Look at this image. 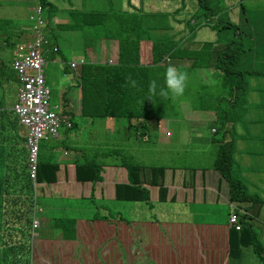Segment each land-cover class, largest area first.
<instances>
[{
    "label": "crops",
    "instance_id": "0c3cea01",
    "mask_svg": "<svg viewBox=\"0 0 264 264\" xmlns=\"http://www.w3.org/2000/svg\"><path fill=\"white\" fill-rule=\"evenodd\" d=\"M47 1L65 11V15L60 14L62 10L54 14L45 28V33L50 30L58 37L65 36L64 41L60 39L64 45L57 46L52 43L53 45L44 49L46 61L49 58V61L58 62L55 66L48 65L50 71L46 74V81L50 95L54 93L53 110L57 113V110L62 107L63 120L71 124L70 127L62 125V128L77 127L74 122L75 115H80L83 120H91L93 126L91 130L101 126L104 129L105 139L113 140L114 124L111 127L104 124L95 127V122L100 118H91L83 114L81 80L78 77L80 67L72 69L74 71L72 77L67 67H69L68 62L76 61L75 58L79 56L87 59L92 65L100 67L120 64L121 69L115 73L117 80L111 82L112 89L115 91V84H118L122 91L132 94L134 101L128 105L135 104L142 107L150 104L147 110L151 113L157 116L159 113L170 115L159 120L139 118V120L143 119L140 123L143 129L147 130L141 132L139 139L142 143H146L147 148L163 153V161L159 165L145 164L133 157L129 149L123 150L129 155L126 158H131L140 165L165 169L163 183L167 189L166 201H158L157 187L146 185L150 192V202L139 204L151 205L152 208V204H159L162 205L159 209L163 208L162 211L165 214H168L167 208L179 210L181 216L195 217L196 221L173 219L166 222L155 217L133 220L125 217L120 211L112 213L106 207L105 213L95 211L90 217L68 213L58 215L55 209L59 208V205L66 209L69 207L60 203L57 196L74 194L78 190L80 198L100 199L101 204H96L98 209L111 203L107 201L108 199L118 201L115 199V186L127 184V171L122 166L125 158L121 161L115 160L118 164H101L100 181L78 182L76 180V165L85 161L98 160L94 150L102 149L103 146L101 140H97L98 137L94 134H91V143L86 141L90 135L85 130V134L82 133L80 136L66 137V141L75 147V155L72 158L64 160L62 157H52L48 160L59 167L57 181L39 185L37 187L41 188H36L38 190L35 191L36 196L39 197L38 201L41 202L39 208L42 211L38 218L42 224L45 225L44 223L48 221L47 226H50V219L55 218L60 219L61 224L67 229L63 221H74L76 241L65 242L63 229L50 227L47 232L40 234L45 237L43 238L45 240L39 241L40 236L35 240L31 261L34 259L38 264H98L100 262L228 264V218L234 212H237L239 216L247 217L244 219L252 224L256 232L259 226L261 227V235L257 233L264 243V196L260 194L261 187L264 186V104L258 103L259 94L263 92H255L258 90V82L251 79L252 88L247 101H240L232 107H227L228 111H233V114L244 115L242 119L244 126L239 125V133L234 138L231 134H235V124L232 128L231 121H227L218 123L216 127V121L212 120L215 114L219 113L216 105L221 107V102L223 103L224 100L220 102L218 99H213L211 104L206 105H201L198 101L203 97L212 96L211 92H214L216 88L218 90L226 82L217 71L218 51L227 47V44L222 45V40L223 43L229 44L232 39H235L236 42L244 45V42L247 43L244 40L250 36L251 45H244V48L249 49V57L253 60L259 59L261 46L252 33L256 26L248 24L246 13L249 15L257 13L258 17H264V0H256L262 3L261 7L250 8L244 5L247 0H221L219 3L224 4L226 8L212 11H208L197 0ZM208 4L211 7L210 0ZM114 5L116 7H113ZM86 6L89 8L88 11L85 10ZM82 17L88 18L89 22L85 23ZM94 17L100 21L94 23ZM47 19H49L48 16L45 21ZM71 22L81 27L83 32L90 33L83 45H68L69 36L66 33ZM248 25L249 28H247ZM97 26H104L107 29L118 27L116 34L123 37L98 33L95 30ZM246 28L250 34L246 33L240 41L242 29ZM231 33L234 34V38L230 36ZM30 37H33V32ZM28 40L29 37L22 36V42ZM119 40L124 45H119ZM63 52L73 54V57L69 60L63 56L62 58L54 57V54L62 55ZM12 61L13 59L6 63L0 58V187L2 190L0 198L11 204L22 201L28 207L29 184L25 178V169L28 166L27 133L12 110L14 104L18 102L16 89L19 88L17 75L11 66ZM169 64L186 71L189 76L182 97L189 98L190 101L180 102L182 108H178V100L181 97L166 100L159 95L150 97V82L153 80L156 83L164 82V72ZM198 72H201V75ZM129 75L137 81L135 88L127 83ZM64 84L68 86L64 88ZM195 87L206 93L200 94V91H194ZM261 89L264 90L263 87ZM174 108L177 110H172ZM183 113L197 115L199 119L205 118L211 121L197 123V121L182 118L183 121L179 122L171 116L175 115L179 118L177 115ZM165 119L170 122L165 124ZM15 122V129H9V135L6 136L3 129ZM123 127L126 128V126ZM244 128L250 133L247 138L243 134ZM204 129L207 130L206 133L203 132ZM166 133L169 136H166ZM154 136H157L156 141L152 143ZM58 138L59 134L57 138H49L42 142ZM174 141H177L178 145L185 146V149L172 151ZM229 142L233 144L234 153L240 152L238 163H236L238 172L234 173L233 177L244 184L249 195L259 197L263 202L261 206L252 207L246 202L230 201L227 182L213 169L219 147ZM113 144L111 143L112 146ZM16 148L20 149L18 154L21 156L12 164L6 151ZM41 149L40 146V151ZM167 149L169 151L164 152ZM64 155L68 156L69 153L65 152ZM97 155L99 156V152ZM19 162L24 163V167L20 166ZM181 200L185 203L187 201L188 205L180 204ZM193 203H199L198 205L201 206L189 207ZM3 204L0 207L1 236L5 234L4 221L8 216L5 215L6 210ZM166 204L174 205V207L165 208ZM71 206L74 207L75 204L72 203ZM46 207H51L52 210ZM54 211L55 216L52 214ZM121 221L130 226L129 231L124 226L121 228L118 226L117 222ZM91 231H93L92 235L89 234ZM24 241L29 246V231L25 233ZM2 247L5 249L4 243ZM38 248L46 254L44 261H38ZM26 253L29 254V250ZM71 256L75 259L69 258ZM253 261L254 258L250 254H245V264H252Z\"/></svg>",
    "mask_w": 264,
    "mask_h": 264
},
{
    "label": "trees",
    "instance_id": "16d2710c",
    "mask_svg": "<svg viewBox=\"0 0 264 264\" xmlns=\"http://www.w3.org/2000/svg\"><path fill=\"white\" fill-rule=\"evenodd\" d=\"M199 4L203 5L208 11H212L208 4V0H197ZM37 2L42 6L43 16H48V22H50L51 15H54V9L56 7L47 0H37ZM37 2L34 4L36 5ZM33 5V6H34ZM244 11V9H242ZM85 23L89 22L88 18H81ZM116 19V16H115ZM12 21V25H16L17 22ZM100 20L94 17V23L99 22ZM6 23V21H2ZM0 22V26L2 25ZM218 25V23L216 24ZM223 25V24H222ZM232 25V24H231ZM230 25V26H231ZM220 26V25H219ZM7 27V26H6ZM223 27V26H222ZM227 28V27H226ZM232 28V26H231ZM32 31V26L30 25ZM119 28L113 27L112 29H107L104 26H97L95 30L98 33L111 34L112 37L122 38V35L116 34V31ZM69 39H67L68 45H83L90 33L83 32L81 27L70 23L67 28ZM1 32V27H0ZM46 37L49 42L54 45H64L65 36H57L53 34L50 30L46 33ZM14 35L9 34L4 37L2 45H15L11 42ZM19 38V37H18ZM22 38V35L20 36ZM19 38V39H20ZM10 39V40H9ZM18 39V40H19ZM63 41H61V40ZM240 41L242 40L239 38ZM78 42H77V41ZM17 42V41H16ZM22 42V39H21ZM21 42L18 44L20 45ZM32 42V38L29 37V43ZM52 44V45H53ZM258 44V43H257ZM119 45H124L121 40H119ZM259 48L260 56L264 57V45H260ZM50 47V43L48 45ZM61 48V47H60ZM59 52L60 50L57 49ZM218 62H217V71L220 73L226 80L222 86L217 90L215 89L210 97H203L198 100L201 105L211 104V100L218 99L221 102V107L216 105L219 113L215 114V118L212 120L216 121V127L218 123H223L231 121L232 128L235 124L234 132L231 134V137H236L239 133V125L244 126L243 118L240 119L238 114H233V111H228L227 107H232L240 101H247L248 93L252 88L250 85L249 79L264 78V58L259 57L257 60H253L252 57H249V49L244 48V45L239 44L232 39V41L227 45V47L221 51H218ZM244 65L246 69L242 71L237 70V67ZM250 66V68H249ZM67 67V66H66ZM46 69V67H45ZM120 68V64L117 66H96L92 64L81 65L79 70V80H81V102L84 113L86 116L91 118H120V119H132L135 117L143 118L146 120L151 119H163L167 118L170 115L165 113H159V116L147 110L150 104L145 106H138L130 104L133 102V95L122 91L118 84H115L116 90L114 91L111 87V82L117 80L115 73ZM250 85V86H249ZM164 86V82L157 83V94L159 95V90ZM258 86V85H257ZM258 90L255 91L259 93L260 99L258 103L264 104L261 101V95L264 94V90L258 86ZM186 90V89H185ZM194 91H200V94L206 93L204 90L195 87ZM155 95V96H156ZM218 95V96H217ZM246 98V99H245ZM166 99H171L165 98ZM241 102V103H242ZM243 103L241 104V106ZM203 108L202 106H199ZM15 124L7 125L3 129V133L8 136V130L13 128L15 129ZM230 125V124H229ZM75 126V125H74ZM73 126V127H74ZM244 136L249 137V131L245 130L243 132ZM19 148L13 149L11 151H6V154L11 158V163L21 156L18 154ZM240 152L234 153L232 142L225 143L219 147L217 155L213 163V169L220 174V176L227 182L229 188V200L235 202H246L247 204L252 205H262L263 202L259 199L258 196H252L247 193V189L244 184L233 177L234 173L238 172L236 163H238V157ZM42 149L38 154V164L36 169V187L33 184L30 178L29 166H26L25 169V178L29 184V206L26 207L25 203L22 201H17L13 204L3 201L0 198V207L3 204L6 212L4 226L6 225L5 234L0 235V264H30L31 261V234H32V222L33 217L36 218L35 207L41 204L39 197L36 196V188L42 184H52L57 181V171L59 167L57 164L45 160L41 157ZM20 166L24 167V163L21 162ZM127 171V184H118L115 186V199L123 202H138V203H149L150 202V192L147 189L146 185L154 186L159 189V202L166 201L167 189L163 183V174L165 169L163 167H145L133 161L131 158H125V161L122 164ZM101 170L102 166L99 165L95 160L85 161L84 163H79L76 165V180L78 182H96L101 180ZM2 195V190L0 187V196ZM36 207V208H38ZM237 215V212H236ZM238 216V215H237ZM240 229L236 230L234 226L229 227V240H228V264H245V253L246 249L253 250V254L260 258V263L264 264V243L260 240L258 233L254 230L252 224H249L244 218L245 216L240 215ZM60 219L51 218L50 226L52 228H61L64 231L63 240L67 243L75 242L76 238V229L74 221H63L67 225V229L64 225L61 224ZM118 226L126 227V230H130V226L125 222H117ZM4 228V227H3ZM29 231V246L24 241V235ZM126 231V232H127ZM93 234V231L89 233ZM3 237V240H2ZM40 240H45L39 238ZM6 246L5 249L2 247ZM35 243V240L32 241ZM39 249V248H38ZM27 254L26 252H28ZM41 255L45 258L46 254L41 250ZM74 260V257H69ZM58 262V259L56 263ZM98 264H110V263H98Z\"/></svg>",
    "mask_w": 264,
    "mask_h": 264
},
{
    "label": "rangeland",
    "instance_id": "374dc122",
    "mask_svg": "<svg viewBox=\"0 0 264 264\" xmlns=\"http://www.w3.org/2000/svg\"><path fill=\"white\" fill-rule=\"evenodd\" d=\"M88 0H85V2H87ZM211 1V9L212 10H220V9H224L226 8V6L224 4H220L219 1L221 0H210ZM35 4L34 0H0V22L2 23V21H6V23H2V25L4 26H0L1 27V32H0V58L8 63L11 62V60L14 57V53L15 50L18 46V44L21 42L20 36L22 35L23 37H30L31 36V29H30V21H29V9ZM31 5V6H30ZM246 8H250L253 6H257V7H261L262 3L256 1V0H247L244 3ZM91 6H92V2H91ZM113 7H116L115 5ZM118 8V7H117ZM88 7H85V10L88 11ZM62 10L61 7H58L56 9H54L53 14H58V12ZM250 11V10H249ZM60 14L65 15V11L62 10L60 12ZM247 14V21L248 24L251 23L252 25L256 26V28L252 31L253 35L255 38H257L259 40V45H264V17H258L257 13H253ZM54 16V15H51ZM14 20L15 22H17V24L14 26L12 25V21ZM7 26V27H6ZM247 28H249V25L247 26ZM242 29L243 33H242V38L244 37V35L246 33H249L248 29ZM11 35L13 34L14 37L13 39H11V42L15 45H2V42L4 40V37L7 35ZM67 35L70 34V32L66 33ZM250 34V33H249ZM230 36H232V38H234V34L231 33ZM19 37V38H18ZM19 39V40H18ZM250 39L251 37L249 36V38L245 39L244 41H246L247 43L244 42V45H251L250 43ZM10 40V39H9ZM17 41V42H16ZM228 43H223L222 40V45H225ZM50 45H52V43L50 42ZM45 48V47H44ZM72 52V51H71ZM80 53V52H78ZM84 54V52H83ZM65 58L67 60L71 59L73 57V54H66L65 52H63V54H54V57H61ZM85 56V55H84ZM261 58H264L263 56H260ZM79 58H82L81 56L76 57V61ZM56 63L58 64V62H53V61H49V58L47 59V67L44 70V77H45V82L47 84L46 81V74H48V65L51 66H55ZM71 63V62H68ZM250 68V66H249ZM241 69H246V67L244 65H240L239 67H237V70H241ZM68 73L71 75V77L73 76V70L70 69L69 67H67ZM201 75V72H198ZM189 77V76H188ZM256 81L258 82V86L259 87H263L264 88V78H256ZM249 83L251 85V79H249ZM48 85V84H47ZM249 85V86H250ZM68 86V84H64V88H66ZM17 90V95H18V89ZM250 93V92H249ZM248 93V94H249ZM51 101H50V107L52 108V104L55 103L54 100V93H51V97H50ZM246 99V98H245ZM190 101L189 98H184L181 97L178 100V108H182V106H180V102L183 101ZM247 100V99H246ZM261 101L264 102V94L261 95ZM81 103V102H80ZM192 103V101L190 102V104ZM53 109V108H52ZM172 110H177L176 108L172 109ZM57 113L59 115L62 116V107H60L57 110ZM76 118L74 120V122L76 123L77 127L73 128V129H66V128H62L59 131V138L55 139V140H51L48 142H40V146L42 147V155L41 157L45 160H50L52 157H62L64 160H68L70 158H72L75 155V147L66 141V137L67 136H80L82 133L85 134V130H87L88 135H90L89 137H87L86 141H89V143H91L90 141V137L91 134L97 135V140H101L102 142V149H95L94 153H95V157L98 160H95L99 165L103 164V165H110V164H118L115 160L121 161L122 158H126L129 157V155L125 154L123 152V150L125 149H129L131 151V154L133 155V157L141 160L142 162H144L145 164H149V165H159L162 161H163V153H158L155 152L152 148H147L146 143H142V140L139 139V135L141 134V132L143 131H147L145 129H143V126L141 125V121H143V119L139 120L138 117L132 118V119H120V118H101L98 119L95 122V127H97L100 124H104L107 127H111L114 124V129H113V140H106L105 139V134H104V129H102L101 126H98V128L93 129V126L91 125V120L86 119L83 120L80 115H75ZM173 116L176 120L183 121L182 118H186V119H190L191 121H197V123H201L206 121L205 123H209L211 120L207 121L205 118H201L197 116V115H189L186 113H183L181 115H177L176 118L175 115H171ZM206 117H208V115H205ZM170 117V116H169ZM244 119V115L241 114L240 115V119ZM166 121H164V123L166 124L168 121L167 119H165ZM123 126H126V128H124ZM92 131H94L92 133ZM107 131V130H105ZM109 131V130H108ZM204 133L207 132L206 129L203 130ZM112 135V133H111ZM166 136H169L166 133ZM156 137L154 136L151 140L152 143H154L156 141ZM49 139V138H48ZM94 142V140H93ZM111 143H114L113 146L111 145ZM185 149V146L182 145H178L177 141L173 142V148L172 151H183ZM84 150V147L82 148V151ZM114 151V153H113ZM169 150H165L164 152H168ZM68 152L69 155L65 156L64 153ZM99 152V156L97 155ZM113 154H116L115 156ZM114 159V160H113ZM198 159V158H197ZM92 160V159H91ZM170 160V157H169ZM136 162V161H135ZM74 167V166H73ZM1 170V167H0ZM261 192L260 194H262L264 196V186L261 187ZM75 195V196H72ZM57 199L59 200L60 203L66 204L69 208L66 209L64 207H62L61 205H59V208H56V212L58 215H62L65 213L68 214H73L76 216H81V217H90L95 211L97 212H101V213H105L104 208H108L112 213H116L118 211H120L125 217L129 218V219H153L154 217L161 220V221H171L173 219L176 220H185V221H196L195 217H188V216H181V213L179 210H173L170 208H167V206L170 207H174V205H169L166 204L164 205L165 208L168 209V214L163 213L162 209H159V206L162 207V205L159 204H152L153 208L151 207V205L145 206L143 204H139L137 202H118L115 201L114 199H108L109 203L108 205L104 206V207H100V208H96V204H101V200L100 199H87V198H80L78 197V190L77 193L75 192L74 194H69L66 196H57ZM57 200H55L56 202ZM72 203L75 204L74 207H72ZM180 204L184 205H188V202L184 200H181V202H179ZM199 203H193L191 205H189V207H193V208H197L201 205H198ZM181 205V206H182ZM38 207V206H37ZM46 209L48 210H52L51 207H46ZM40 208L38 207L35 214H36V219L39 222L40 226L38 225L37 227L33 226L34 232L36 231L37 237L35 238L37 240V238L40 236V238H45L43 236H41L40 234H43L44 232H47L49 230V226H47L48 221H46L43 225L41 220L38 218L39 214H40ZM51 213V212H50ZM55 216V211L52 213ZM176 217V218H175ZM196 222H194L195 224ZM36 225V224H35ZM256 226V225H255ZM258 226V225H257ZM258 233L260 234L262 232L261 227L259 226V229H257ZM261 235V234H260ZM34 244L35 243H31V252L34 248ZM245 254H250L253 258L254 261L252 264H261L260 263V258L258 256H255L253 254V250L251 249H246L244 251ZM46 259L42 257L40 249H38V261H44ZM30 264H38L34 261H30Z\"/></svg>",
    "mask_w": 264,
    "mask_h": 264
},
{
    "label": "built area",
    "instance_id": "2783aa9c",
    "mask_svg": "<svg viewBox=\"0 0 264 264\" xmlns=\"http://www.w3.org/2000/svg\"><path fill=\"white\" fill-rule=\"evenodd\" d=\"M29 20L34 38L30 43L28 40L17 46L11 63L20 83L18 102L12 110L19 124L26 129L27 165L30 178L34 181L40 142L57 138L62 125L70 127L71 124L63 120L49 105L50 89L45 83L46 60L42 54V46L46 44L42 34L45 20L40 6L32 8ZM73 66L74 64L71 65ZM237 222L238 216L231 214L229 223L238 230Z\"/></svg>",
    "mask_w": 264,
    "mask_h": 264
},
{
    "label": "clouds",
    "instance_id": "9594fccd",
    "mask_svg": "<svg viewBox=\"0 0 264 264\" xmlns=\"http://www.w3.org/2000/svg\"><path fill=\"white\" fill-rule=\"evenodd\" d=\"M37 2V0H35V3ZM37 6H40L42 8V6L37 2L36 4ZM36 5L32 6L30 9H29V16L31 14V10L32 8H34ZM43 9V8H42ZM42 17L44 18H47V16H43V12H42ZM30 21V20H29ZM47 20L45 21V25L44 27L42 28V34H43V37L44 39L46 40V44L42 46V54L44 56V49L46 47H48L49 45V40L47 39L46 35H45V28H46V25H47ZM30 24L32 25L31 21H30ZM33 32V31H32ZM34 36L32 37V40H33ZM45 47V48H44ZM56 51V48H54ZM15 54V53H14ZM14 58V57H13ZM45 58V57H44ZM13 62V61H12ZM66 64V63H65ZM74 64L73 67H71V65ZM84 64H91V62H89L87 59L85 58H82L80 59L79 61H73L71 63H68V66L71 68V69H75L77 67H81V65H84ZM45 67H47V61H46V64H45ZM45 70V68H44ZM16 73V72H15ZM17 75V74H16ZM188 73L186 71H182L180 69H178L176 66L174 65H171L169 64V66L165 69V72H164V86L160 88L159 90V96L161 97H164V98H169L171 97L172 99H176V98H179V97H182L185 93V89L187 87V81H188ZM18 79V78H17ZM19 83V81H18ZM46 83V82H45ZM127 83L135 88L137 86V81L134 80L131 75L128 76L127 78ZM47 86V84H46ZM19 87H20V83H19ZM19 90V88H18ZM149 93H150V97L151 96H154L157 94V83L155 80L151 81L150 84H149ZM51 97V95H50ZM151 100V98H149ZM49 103H50V99H49ZM16 104V103H15ZM14 104V105H15ZM50 105V104H49ZM14 113V112H13ZM59 115V114H58ZM16 116V115H15ZM62 119L63 117L61 115H59ZM39 151H40V148H39ZM39 154V153H38ZM37 164H38V161H37ZM36 179V178H35ZM35 179L34 181L32 180L33 184L35 185L34 187H36V182H35ZM37 207V206H36ZM35 207V212L37 210V208ZM231 214H236V212L234 213H231ZM230 214V215H231ZM229 215V216H230ZM238 215V226H239V229H240V224H239V220H240V216L239 214L237 213ZM35 222H36V225H35ZM228 223H229V218H228ZM40 226L39 222L37 221V219L33 217V222H32V234H31V242L33 240H36L35 238L37 237V234H36V231L34 232V229H33V226L37 227V226ZM229 226L232 227V225L229 223ZM236 229V228H235ZM238 229V230H239ZM237 230V229H236Z\"/></svg>",
    "mask_w": 264,
    "mask_h": 264
}]
</instances>
